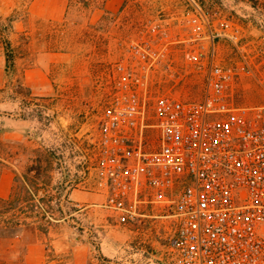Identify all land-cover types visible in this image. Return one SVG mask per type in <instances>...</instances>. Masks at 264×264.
Returning <instances> with one entry per match:
<instances>
[{
	"label": "rangeland",
	"instance_id": "374dc122",
	"mask_svg": "<svg viewBox=\"0 0 264 264\" xmlns=\"http://www.w3.org/2000/svg\"><path fill=\"white\" fill-rule=\"evenodd\" d=\"M106 2L0 0V196L10 193L15 172L22 174L41 154L43 165H48L47 185L46 190L38 186L35 202L40 210H48L50 222L17 210L11 213L29 223L28 228L20 227V233L28 230L29 237L46 239L48 244L54 238L72 242L86 234L100 246L108 233L112 235L103 199L76 201L69 193L74 189L98 193L88 167L95 156L99 114L113 81H129V71L142 81L132 45L142 42L151 22L162 23L172 43L166 60L170 67L149 71L150 115L160 93L201 96L202 75L184 58L186 49L209 45L206 39L190 42L194 15L204 16L214 30L222 28L223 18L241 25L249 53L257 56L253 74L238 81L239 100L248 105L264 102L259 81L264 72V0H109V8ZM201 24L199 30L206 32L208 23L201 20ZM217 46L219 56L235 55L230 39L220 38ZM119 63L126 70L119 69ZM11 213L0 216V227ZM170 219L147 217L139 229L118 226L116 241L139 243L142 264H170ZM0 234V264H22L25 239L9 243L14 233L0 230ZM125 258L126 252L111 260L127 264Z\"/></svg>",
	"mask_w": 264,
	"mask_h": 264
},
{
	"label": "built area",
	"instance_id": "2783aa9c",
	"mask_svg": "<svg viewBox=\"0 0 264 264\" xmlns=\"http://www.w3.org/2000/svg\"><path fill=\"white\" fill-rule=\"evenodd\" d=\"M190 20V42L209 41L184 52L202 75L201 96L160 93L150 115L149 71L170 67L172 41L162 23L148 24L142 42L132 45L142 81L133 71L129 81H113L89 174L105 193L101 206L120 223L171 218L170 264H264V102L242 104L237 89L241 76L253 74L257 55L231 19L223 18L219 30L204 16ZM220 38L235 44L233 57L218 55ZM259 81L264 89V72Z\"/></svg>",
	"mask_w": 264,
	"mask_h": 264
},
{
	"label": "crops",
	"instance_id": "0c3cea01",
	"mask_svg": "<svg viewBox=\"0 0 264 264\" xmlns=\"http://www.w3.org/2000/svg\"><path fill=\"white\" fill-rule=\"evenodd\" d=\"M112 1V0H111ZM109 2V0H107ZM106 2V3H107ZM109 3L106 4V8H109ZM120 5V3H118ZM92 185L95 187L98 193H86L79 191L77 189L72 190L69 193L70 198L76 201H93L96 198L105 199V193L102 190H99L91 178ZM11 187V191L13 189ZM10 193L6 197L0 196V198L9 197ZM104 208V207H103ZM108 211L109 221L112 223V227L117 228H132L139 229L138 225L132 223H120L117 218V213L114 211L105 208ZM27 228L29 223L26 224ZM114 229H110L112 235L108 233V237L101 242L100 246L93 245L92 241L87 238L86 234H81L76 237V241H67L63 238H54L48 244L46 239L38 240L32 237H29L28 230L25 232H16L11 235V241L9 243H26L25 250L22 256V264H113L111 258L117 255H123L126 252L125 262L127 264H142V247L139 246V243H124L117 242L118 238L117 233ZM22 231V230H21ZM127 236V235H126ZM2 236H0V241ZM115 244V246H113ZM50 245V247H49ZM132 256H134L132 258ZM131 259H128L130 258Z\"/></svg>",
	"mask_w": 264,
	"mask_h": 264
},
{
	"label": "trees",
	"instance_id": "16d2710c",
	"mask_svg": "<svg viewBox=\"0 0 264 264\" xmlns=\"http://www.w3.org/2000/svg\"><path fill=\"white\" fill-rule=\"evenodd\" d=\"M8 54V60L10 61L12 53L10 52ZM47 170L48 165H43V158L40 154L31 163L27 164L22 174L15 172L12 192L9 197L0 198V216L2 217L3 215L11 213L13 210H17V212L20 211L27 217L28 214H30L29 217L42 216L43 219L50 222L49 219H46L48 210H40L39 205L35 202V195L39 190L38 186L41 185L45 189L44 186L47 185L46 179L44 178ZM23 203L25 204L22 205ZM15 217L16 213H13L7 220L3 219L4 224L0 227V230L13 234L18 232L21 226L28 224L26 221L15 219Z\"/></svg>",
	"mask_w": 264,
	"mask_h": 264
}]
</instances>
